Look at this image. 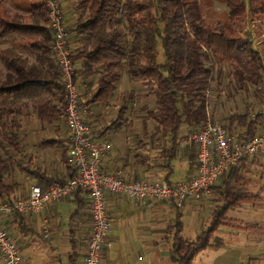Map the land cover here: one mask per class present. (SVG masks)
Wrapping results in <instances>:
<instances>
[{
    "label": "trees",
    "instance_id": "1",
    "mask_svg": "<svg viewBox=\"0 0 264 264\" xmlns=\"http://www.w3.org/2000/svg\"><path fill=\"white\" fill-rule=\"evenodd\" d=\"M14 1L0 0V6ZM221 2L227 9V20L210 25L201 17L195 0H73L71 4L78 15L73 27L66 30L73 33L76 44L69 47L70 59L79 61L82 79L95 78L88 103H105L121 72L129 81L142 83L150 101V108L144 106L143 112L155 125L153 135L162 142L158 157L166 182L172 174L170 163L180 150L179 129L183 125L196 128L207 115L206 94L218 73L216 64L230 69L237 87L250 85L256 92L264 89L261 56L249 36H242L235 28L247 17L264 15V0ZM27 12V20L0 17V44H9L0 51L5 70L0 79V202H7L15 191L6 176L11 159L21 153L18 133L22 120L33 117L40 126H51L63 117L60 75L52 58V37L41 0L29 4ZM157 44L161 63L156 62ZM75 76L76 70L74 80ZM119 114H124V108ZM262 119L259 115L249 120L244 115L233 116L225 127L231 133V123L236 121L247 137ZM182 151L187 159H194L192 145ZM247 159L231 166L210 188L216 206L207 227L193 240L181 237L178 213L166 226L171 236L169 264H191L197 252L223 246L216 234L231 225L227 214L257 197L248 190L244 175ZM67 168L71 177L73 172ZM75 258L73 248L67 264H74Z\"/></svg>",
    "mask_w": 264,
    "mask_h": 264
},
{
    "label": "crops",
    "instance_id": "2",
    "mask_svg": "<svg viewBox=\"0 0 264 264\" xmlns=\"http://www.w3.org/2000/svg\"><path fill=\"white\" fill-rule=\"evenodd\" d=\"M71 4L72 1L62 6L65 9L69 7L71 11L68 14L67 10L64 13L62 10V22L66 30L73 27L78 15L72 9ZM67 35L69 47H76L73 33L69 32ZM75 63V82L79 101L86 107L83 119L90 131V138L94 142H107L111 146L110 153L101 159L99 170L103 173L119 171L127 180L144 181V179L157 175L160 177L157 181H164L166 171L160 168L161 160L158 157L162 142L158 140V136L153 135L155 125L150 120L151 130H144L143 122L146 117L143 112V101L146 97L142 83L129 81L125 72H121L114 92L105 103H88L95 87V78L82 79L79 75L80 63L79 61ZM225 66V64H216L218 73L213 79L216 83L209 84L206 94V116L212 121L227 126L229 125L228 119L233 116L244 115L247 120L251 119L253 117L251 111L258 108L254 114L258 113L264 108V102L260 98H254L252 92L246 102L244 94H247V90L250 91L252 86L237 87L231 80L230 69L226 70ZM226 102L231 105L233 112L228 115L218 114L217 107ZM138 103H140L141 115L135 113L134 116H127L136 104L139 105ZM122 108H124V114L121 116L119 110ZM103 122L107 123L101 125L104 124ZM263 124L262 119L256 125L254 133L258 132ZM195 130L196 128L185 125L179 129L180 150L170 163L172 174L169 182L187 180L195 174L193 158L192 160L187 159L185 152L182 151L183 137ZM231 133L242 134L244 127L233 121ZM18 139L21 153L14 155L11 159L6 176L7 182L13 184L15 188L10 198L24 196L31 186L44 189L51 183H61L69 178L70 172L64 164L67 131L63 119L51 126H40L33 117L22 120ZM256 196V199L251 202L253 204H250L251 207L262 197L258 194ZM208 199L206 197L199 200H188L181 209L177 210L170 204L158 201L133 203L119 196L106 195L110 233L102 253L101 264H169L167 257L171 236L167 233L166 226L178 213L182 224L181 237L185 239L182 236L184 232L181 220L183 214L189 213L196 218V221L209 223L213 207L209 205ZM238 222L241 221L238 220ZM89 223L88 199L85 193L77 192L45 206L38 214L11 215L3 219L0 225L18 244L19 251L24 252L23 264L42 263L43 259L39 262L33 261V258L42 251H49L51 254L46 264H67L73 248L76 254L74 264H82L84 253L82 239L88 233ZM253 223L259 227L264 226V220ZM207 225L204 224L199 231L193 230L192 240ZM20 227H24V230L21 231ZM220 229L218 232L221 231ZM238 235L230 234L232 238ZM259 239L255 236L251 243H259ZM38 240L44 243V246ZM0 264H3L1 257Z\"/></svg>",
    "mask_w": 264,
    "mask_h": 264
},
{
    "label": "built area",
    "instance_id": "3",
    "mask_svg": "<svg viewBox=\"0 0 264 264\" xmlns=\"http://www.w3.org/2000/svg\"><path fill=\"white\" fill-rule=\"evenodd\" d=\"M51 33V54L60 75L63 122L67 131L65 161L73 175L62 183L46 188L31 186L24 196L0 202V223L13 214H38L54 202L77 192L85 193L89 207V230L82 239V264H101V257L110 233L106 195H115L133 203L158 201L181 209L188 200L209 196L211 187L233 165L243 158L264 154V124L250 136L229 133L226 127L207 116L196 130L183 137L184 146L195 149V174L176 182L127 180L119 171L103 173L101 159L108 155L107 142H94L84 124L86 107L79 101L73 78L76 63L70 59L69 40L62 22L59 0H41ZM256 115L264 120V108ZM45 236V234H44ZM0 257L3 264H20L18 246L0 225Z\"/></svg>",
    "mask_w": 264,
    "mask_h": 264
},
{
    "label": "rangeland",
    "instance_id": "4",
    "mask_svg": "<svg viewBox=\"0 0 264 264\" xmlns=\"http://www.w3.org/2000/svg\"><path fill=\"white\" fill-rule=\"evenodd\" d=\"M38 1L39 0H16L14 2H7L0 6V17L10 19L13 16H19L23 20H27V10L29 4ZM71 1L73 0H59L61 13L62 10L63 13L66 10L68 14L71 13L69 7H67L66 9L63 8L66 3ZM195 1L199 6L201 17L205 20L208 25L216 21L227 20V9L225 8V5L221 2V0ZM235 28L240 34L247 35L251 38L253 49L259 52L262 59V64L264 66V15H258L254 18L247 17L241 23H238ZM7 47H9L8 43L0 44V51ZM162 61L163 58L161 54V49L157 44L156 62L158 63ZM225 67L227 70L228 67ZM4 72L5 70L0 63V79L2 78ZM226 77L228 78V76ZM213 82L215 81L213 80L212 83ZM251 90L253 89L250 88V91L247 90V94H244V100L246 102L250 98V92H252L254 98H260L264 102V89L262 91L257 92ZM228 93L230 94V91ZM138 104L139 105L136 104L132 108L131 113L127 114V116H134L135 113L141 115V110L139 109L140 103ZM143 106L150 108V101L148 102L147 98H145V100L143 101ZM216 110L217 113H221V115H228L233 112L231 105L228 102L221 104L217 107ZM257 110L258 108H254L251 111L253 116L257 114H254V112H257ZM105 116H107V114ZM103 123L104 124L101 125H105V123L107 122ZM143 125L145 131L151 130L152 124L149 120L145 119ZM244 175L249 182L248 190L251 193L261 195L262 197H260L259 201L255 202V208L254 206H250V204H253L250 202L243 204L240 207L241 210L237 209L234 211H230L227 214V218L231 220V225L229 227H226L228 229L221 228V231L218 232L216 235L217 237L223 240V246L216 251L206 249L197 252L193 257L191 264H264V226L262 225L259 227L253 223L255 221H257L258 223L259 220H264V154L249 157L246 160ZM158 178L160 177L156 175L148 179H144V181H157ZM208 198L209 205L214 208L216 206V197L214 193L210 191ZM181 220L184 225V232L182 236L186 240H192L193 230L199 231L200 229H202L201 227H203L204 224L207 225L208 223L207 221H196V218H194L189 213H187V215L183 214ZM238 220H240L241 222H238ZM232 233H236L239 235L235 238H232L230 236V234ZM255 236L257 238H260V242L257 244H252V238ZM39 243L44 246V243H42L41 241H39ZM15 244L18 246L17 243ZM21 251H19L21 256L20 264H23L24 261L22 257L24 256V252H22V254ZM26 251L28 250L26 249ZM37 255L33 258L34 262H39V260L43 259V262L38 264H46L47 259L51 257L49 251H42L39 252Z\"/></svg>",
    "mask_w": 264,
    "mask_h": 264
}]
</instances>
